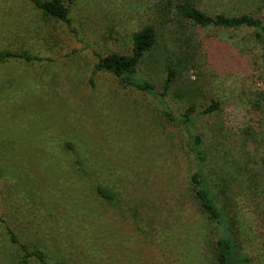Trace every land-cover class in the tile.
I'll use <instances>...</instances> for the list:
<instances>
[{"label": "rangeland", "instance_id": "obj_1", "mask_svg": "<svg viewBox=\"0 0 264 264\" xmlns=\"http://www.w3.org/2000/svg\"><path fill=\"white\" fill-rule=\"evenodd\" d=\"M182 1L74 0L67 23L33 0H0V51L41 57L0 62V264H218L189 135L164 111L179 117L191 104L223 218L264 264V38L192 24ZM189 1L264 18V0ZM146 24L157 42L138 73L153 92L94 72L99 55L129 53ZM9 230L48 262H23Z\"/></svg>", "mask_w": 264, "mask_h": 264}, {"label": "trees", "instance_id": "obj_2", "mask_svg": "<svg viewBox=\"0 0 264 264\" xmlns=\"http://www.w3.org/2000/svg\"><path fill=\"white\" fill-rule=\"evenodd\" d=\"M35 5L41 9L46 15L58 20L71 22L70 8L74 0H33ZM176 10L182 17L195 25H213L216 27L239 29L250 27L255 29L256 36L260 39L264 38V18L254 16L248 13L228 14L225 12L209 13L189 0H184L176 5ZM157 42V31L152 24H146L132 35V47L129 53L111 52L106 55H99L98 60L94 65V72L109 71L120 77V79L132 86H136L141 90L153 92L155 85L147 77L139 75V64L143 56ZM13 58H22L27 61L41 59L37 54L26 50L4 49L0 51V62L7 61ZM175 75L174 70L166 79V88L173 80ZM218 108V103L213 102L208 108L203 110L204 113L209 110ZM196 106L191 104L188 106L179 117L173 115L171 110L165 109V114L174 119L177 118L183 124L190 139V149L194 153L196 159V169L192 172L190 180L193 187L195 198L198 201L200 209L214 223L217 229L218 236L216 240V259L218 264H254L250 257L245 255L240 244L236 240L233 231L226 224L223 213L217 203L216 197L208 182L206 170L203 166L205 153L202 147V136L195 129V113ZM78 163H82L79 153L74 151ZM264 164V157L262 158ZM84 169V167H80ZM98 191L105 198L113 199L114 194L111 190L103 185L98 186ZM10 240L16 244L20 250V258L23 262L28 263L31 259H37L41 263L48 262V253L37 246H29L21 241L19 237L11 230Z\"/></svg>", "mask_w": 264, "mask_h": 264}]
</instances>
